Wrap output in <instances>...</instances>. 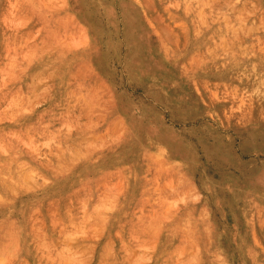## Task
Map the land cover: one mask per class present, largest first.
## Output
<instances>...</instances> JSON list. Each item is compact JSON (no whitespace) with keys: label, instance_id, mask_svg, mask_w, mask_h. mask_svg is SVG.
<instances>
[{"label":"rangeland","instance_id":"obj_1","mask_svg":"<svg viewBox=\"0 0 264 264\" xmlns=\"http://www.w3.org/2000/svg\"><path fill=\"white\" fill-rule=\"evenodd\" d=\"M257 80L264 0H0V264H264Z\"/></svg>","mask_w":264,"mask_h":264},{"label":"bare ground","instance_id":"obj_2","mask_svg":"<svg viewBox=\"0 0 264 264\" xmlns=\"http://www.w3.org/2000/svg\"><path fill=\"white\" fill-rule=\"evenodd\" d=\"M241 21V18L239 15L235 16V19L233 21L234 24H238V22ZM254 90L259 94V96L261 97V100H264V83L263 81H255L254 82Z\"/></svg>","mask_w":264,"mask_h":264}]
</instances>
